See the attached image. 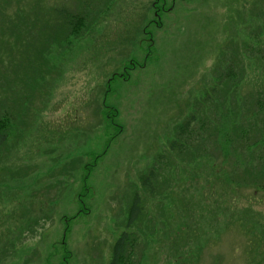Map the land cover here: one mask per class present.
I'll return each instance as SVG.
<instances>
[{
	"label": "rangeland",
	"instance_id": "374dc122",
	"mask_svg": "<svg viewBox=\"0 0 264 264\" xmlns=\"http://www.w3.org/2000/svg\"><path fill=\"white\" fill-rule=\"evenodd\" d=\"M45 2L53 0H0V27L24 7L50 20ZM89 2L81 41L19 47L11 34V47H0L21 59L2 72L6 87L21 82L25 93L21 102L0 95V117L15 115L0 147V264H109L116 239L130 230L136 194L143 211L133 230L147 241L141 264H264V193L221 180L233 168L211 166L220 154L210 134L219 117L230 131L233 120L248 126L243 111L257 113L251 122L264 120L255 105L264 97V35L248 37L264 16V0ZM67 3L86 9L60 1ZM4 7L11 13L2 14ZM30 56H38L34 67ZM236 66L243 96L229 90ZM210 89L216 101L202 104ZM104 102L114 110L105 113ZM193 112L211 123L203 140L170 151ZM261 133L258 127L255 137ZM159 156L166 168L152 198L141 177Z\"/></svg>",
	"mask_w": 264,
	"mask_h": 264
},
{
	"label": "trees",
	"instance_id": "16d2710c",
	"mask_svg": "<svg viewBox=\"0 0 264 264\" xmlns=\"http://www.w3.org/2000/svg\"><path fill=\"white\" fill-rule=\"evenodd\" d=\"M60 1L61 0H53V2L48 5L45 2L48 12L51 15L50 20H41L43 16H47L45 11L38 12L37 10H29L28 12L24 7V11L20 9L14 12V14L8 19L10 20V23H7L6 21L3 23V28L0 27V39L3 38V41L0 42V47H11L9 45L11 39L8 37L11 36V34L12 39L14 37L16 38V45L19 47H58L59 44L65 45L67 40H71V42L81 41L84 36L83 31L87 29V18L91 16L90 11L93 4H90V0H74L75 4L77 1L84 3L86 8L84 11H75L72 7H70V4L67 3L69 7L68 8L62 6L63 3L60 4ZM32 7L33 6H29V8ZM3 10L4 11L2 14L11 13L8 11L7 7H4ZM23 18H25V21L21 25L20 22L23 20ZM58 18L61 21V25L68 30L65 33V36L62 29V31L57 29L59 22L57 23L56 21H58ZM17 21L19 23H17ZM14 22L17 24L15 25ZM4 24H6V26H4ZM43 25H45V27L49 26L51 30L44 31L40 35L35 34L34 29ZM10 28H12V33H9ZM252 33L257 34V36L264 35V16L261 17L260 21L250 24V31L248 33L249 39L250 36L256 38V35H252ZM244 41L247 42L246 40ZM250 49H252V47ZM234 52H237V49H235ZM242 54L246 56L243 51ZM37 57H28V64L34 67V65H36L35 61L38 60ZM255 57L256 56H251L249 59H255ZM20 61L21 59L17 53L10 54L8 51L0 52V95H2L3 98H6L4 102L6 101L8 103L9 100H12L14 97H17L18 102H21V99H23L22 97L25 94L21 82L13 86V89L10 91L9 88L6 87L7 80L4 79L2 75L3 71H7L9 67ZM114 76L116 75L114 74ZM228 76L230 77V81H228V85L230 87L229 90H232V92L236 93L238 96V93L242 88L240 87V83L243 82V71H240L237 66L236 68L234 67V69L232 67V69L228 71ZM244 83L247 85L246 81H244ZM25 84L27 85V83ZM216 93L217 92L215 89L207 90L204 94L205 98L202 100V104H206L209 97L216 101L214 98ZM9 94L11 95L10 98ZM239 95L243 96L241 93H239ZM246 98L247 97L242 98L241 100L246 102ZM103 105L105 108H107L105 113L109 112L110 109L114 110L113 108H109L106 102H104ZM255 105L257 107L256 110L258 113H264V97L258 96ZM210 107L214 111L217 108L216 104L213 102L210 103ZM20 108H22V106H20L19 109ZM202 109L203 108L198 105L196 108L198 114ZM1 112L2 111H0V113ZM235 113L236 111L234 108H231L228 109L226 114L231 119ZM2 115L3 116L0 117V147L7 143L9 140V135L11 134L10 129H13L15 125V123L12 124L11 120L12 118H15L13 113L5 112L2 113ZM215 115L221 116V111L218 110ZM251 115L255 117L257 113L243 111V118L249 123L247 127H242V125H240L236 120L232 119L233 121L229 123L231 124L232 131L227 128L223 129L221 127V117L216 119L214 122L217 126L216 133L212 131L210 134H215V140L213 141L214 143L212 145L215 146L216 150L219 151L220 160L217 161L216 164L212 162L213 164H211V166H216V168H219L220 166L229 168L232 166L233 173L224 171L220 176L221 180H223L226 185L232 188H238L244 185L253 186L254 189L263 191L264 193V179L261 178V176H264V120L262 119L261 125L257 122H251V120H249V118H253ZM194 123L195 125L193 126ZM210 125L211 123L208 122L207 119L202 116L198 117L197 114L193 112L177 127L175 137L170 143V151L175 149H184L186 146L189 148L190 145L188 142L195 140L198 136L203 140L204 134L207 133ZM258 127L261 128L262 133L258 137H255L256 129ZM244 151H248V158ZM202 157H205L204 154ZM230 158L233 160V164L231 161L228 162ZM162 162V156L156 157L154 163L141 177L142 187H144L148 193L153 195L152 198L159 197L154 195H157L156 187L159 177L163 175V173L160 175V172L164 171L166 168L162 166ZM239 169L242 171L240 176L238 173L234 175V172H237ZM195 175L196 174H194V176ZM142 211V197L136 194L127 212L128 218L126 225L130 228V230L123 231L116 239L109 264H141L145 259V248L147 247V241H144V238L142 239L133 230V226L136 222H138ZM258 220H256L255 226L261 234L262 228L258 227V223L260 222Z\"/></svg>",
	"mask_w": 264,
	"mask_h": 264
}]
</instances>
